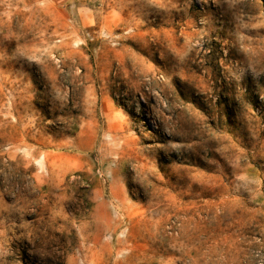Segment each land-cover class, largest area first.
I'll return each mask as SVG.
<instances>
[{
  "label": "rangeland",
  "instance_id": "1",
  "mask_svg": "<svg viewBox=\"0 0 264 264\" xmlns=\"http://www.w3.org/2000/svg\"><path fill=\"white\" fill-rule=\"evenodd\" d=\"M0 264H264V0H0Z\"/></svg>",
  "mask_w": 264,
  "mask_h": 264
}]
</instances>
